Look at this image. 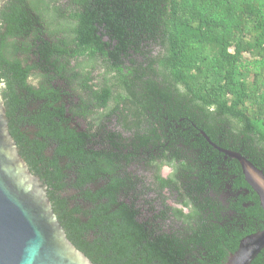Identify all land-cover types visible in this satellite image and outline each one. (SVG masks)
<instances>
[{"label": "trees", "instance_id": "trees-1", "mask_svg": "<svg viewBox=\"0 0 264 264\" xmlns=\"http://www.w3.org/2000/svg\"><path fill=\"white\" fill-rule=\"evenodd\" d=\"M0 81L11 121L20 107L52 121H33L37 138L58 144L49 166L60 172L66 157V169L74 161L82 182L93 179L94 209L71 227L58 220L94 264H225L263 228L239 163L201 131L264 173V0H6ZM74 95L77 126L65 107ZM30 145L19 153L37 176L34 152L43 159L46 143ZM140 153L158 204L142 217L119 197L130 175L122 169ZM252 264H264V248Z\"/></svg>", "mask_w": 264, "mask_h": 264}, {"label": "water", "instance_id": "water-1", "mask_svg": "<svg viewBox=\"0 0 264 264\" xmlns=\"http://www.w3.org/2000/svg\"><path fill=\"white\" fill-rule=\"evenodd\" d=\"M6 0H0V9ZM0 89V264H94L67 238L46 184L32 175L8 129ZM201 135L224 157L235 159L243 179L257 195L264 215V173L239 152L221 148ZM264 248L263 228L243 237L225 264H252Z\"/></svg>", "mask_w": 264, "mask_h": 264}, {"label": "flooded vegetation", "instance_id": "flooded-vegetation-1", "mask_svg": "<svg viewBox=\"0 0 264 264\" xmlns=\"http://www.w3.org/2000/svg\"><path fill=\"white\" fill-rule=\"evenodd\" d=\"M32 84L36 85L37 80H35V82ZM23 99L26 102L27 100L29 101L32 98L25 95ZM72 99L74 103L69 102V104L65 106L67 109L66 116L67 119L71 121L72 125L77 126V123L79 121H76V119L73 117L72 111H68L70 107H72V105H74V109L75 105H77V97H75L74 95ZM8 119V124H13V132L19 137L18 144H20L19 147L17 146L19 148V151L28 148L34 149L30 144H32L35 139L46 143V146L42 151L43 159H40V156L36 155V153L33 151L34 157L38 158L37 164L39 170L37 172L39 173L37 174V176H39L40 178L43 173H49L48 175L43 176L41 180L46 184L47 191L49 190L53 192V195L58 198L57 206L63 212L62 214L57 213L58 219L62 224L69 225V227H71V224H73L74 222V215L76 217L81 216V214H84L89 209H94L95 207L94 203L97 202V199L95 201L97 190L94 183L92 182L93 179L87 181L86 183L82 182L83 176L80 174V171H78V164L76 163V165L74 166V161H71L73 163L72 169H66L65 165L69 161L66 157H60L58 162L56 163L60 169V172H55V168L53 166H49V161L54 159L53 157L55 156L56 152L55 149L57 148L58 144H56V142L51 137L47 139L48 141L40 137L37 138L36 134L38 133L39 129L35 124L37 123L38 126L44 129L46 127H50L52 126V121L49 118L40 119L38 112H33L31 108H24L23 110L20 107L18 108L16 115L13 117V121H11L12 118L10 117H8ZM33 121L36 122L33 123ZM59 121L60 118L55 117V123L57 124L59 123ZM9 128L10 127L8 126V129ZM85 128L86 126L84 122L81 121L80 130H84ZM53 131V129L50 130V132ZM120 132L122 133V135L126 134L123 128H120ZM140 156L141 153L134 157L133 163L135 164H133L132 166H128V168L126 169H122L124 172H127L130 175L127 177L129 178L128 184L125 182L122 185L121 194L119 195V197L125 205L133 208L134 212H138L140 217H142L147 213L144 208L146 207L148 209L147 206L149 202L151 203L152 209H157L158 204L156 191L157 188L155 185H153L151 179L149 178V171L146 168L142 167L143 165L141 163L139 164L138 161L140 159ZM109 157L110 154L108 158ZM125 162L126 161H123L122 164ZM109 166L111 167V165ZM168 174L164 175L161 169V175L163 177H166ZM60 184L62 186H60ZM150 188L152 189L151 192L149 191ZM106 190L109 191V188H107ZM102 202H105V199H102ZM51 204L56 207L53 202H51Z\"/></svg>", "mask_w": 264, "mask_h": 264}, {"label": "rangeland", "instance_id": "rangeland-1", "mask_svg": "<svg viewBox=\"0 0 264 264\" xmlns=\"http://www.w3.org/2000/svg\"><path fill=\"white\" fill-rule=\"evenodd\" d=\"M247 45H250V41H248V43H247ZM250 50H248L247 49V51H245L244 53H243V57L245 58V59H248V58H250ZM28 81L29 82H31V83H34L35 82V79L34 78H29L28 79ZM2 90H3V88L1 89V93H2ZM4 100V99H3ZM245 107H247L246 105H244L243 106V108H245ZM246 110V112L248 113V114H250V112H251V110L250 109H245ZM85 126H86V124H85ZM166 169H167V171H166ZM29 170V169H28ZM30 172V171H29ZM170 172V168L168 167V166H163V168H162V173L164 174V175H166V174H168ZM31 173V172H30ZM32 174V173H31Z\"/></svg>", "mask_w": 264, "mask_h": 264}, {"label": "clouds", "instance_id": "clouds-1", "mask_svg": "<svg viewBox=\"0 0 264 264\" xmlns=\"http://www.w3.org/2000/svg\"><path fill=\"white\" fill-rule=\"evenodd\" d=\"M4 87H5L4 82H3V81H0V89H2V88H4ZM166 171H167V169H166Z\"/></svg>", "mask_w": 264, "mask_h": 264}]
</instances>
